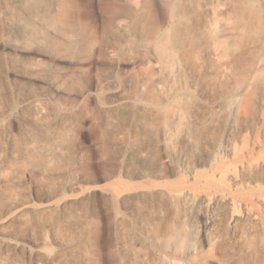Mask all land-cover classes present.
<instances>
[{
	"label": "rangeland",
	"instance_id": "1",
	"mask_svg": "<svg viewBox=\"0 0 264 264\" xmlns=\"http://www.w3.org/2000/svg\"><path fill=\"white\" fill-rule=\"evenodd\" d=\"M137 2L119 36L80 2L36 75L0 7V264H264V205L230 219L264 199V0Z\"/></svg>",
	"mask_w": 264,
	"mask_h": 264
},
{
	"label": "bare ground",
	"instance_id": "2",
	"mask_svg": "<svg viewBox=\"0 0 264 264\" xmlns=\"http://www.w3.org/2000/svg\"><path fill=\"white\" fill-rule=\"evenodd\" d=\"M87 1L91 3L92 0H0V7L5 8L8 18V29L11 27L14 31L17 30L24 39L22 47H10L14 56L22 57L26 65L29 63L32 73L36 75L48 70L45 68L47 66L44 65V58L50 62L64 60L58 53L60 42L64 43L68 55L87 48L86 32L77 19L80 14L78 10L80 2L89 6ZM94 2L105 7L106 28L117 33L116 36H119L125 27L135 29L143 27L149 19V12L142 8L137 0H93ZM195 5L196 0H190L192 8L188 14L191 16H194ZM2 30L0 26V32ZM196 34V25L190 26L180 21L174 26L173 40L175 43L183 42L185 39L194 40ZM255 183L256 181L251 179L246 182L231 173L226 179L225 189L233 190L243 184ZM233 202L232 199L226 200V203L231 205ZM255 204L263 206L264 199L257 198L249 206L245 203L243 210L240 211L234 208L238 212L232 213L230 219L235 221L248 219L254 224L257 223L258 214L254 210ZM187 239L188 237L184 235L180 244L183 245Z\"/></svg>",
	"mask_w": 264,
	"mask_h": 264
}]
</instances>
